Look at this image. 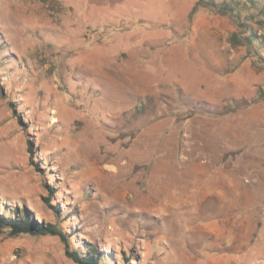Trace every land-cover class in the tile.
<instances>
[{
    "label": "rangeland",
    "instance_id": "rangeland-1",
    "mask_svg": "<svg viewBox=\"0 0 264 264\" xmlns=\"http://www.w3.org/2000/svg\"><path fill=\"white\" fill-rule=\"evenodd\" d=\"M195 2L0 0V213L100 264H260L264 66ZM0 264L77 263L1 231Z\"/></svg>",
    "mask_w": 264,
    "mask_h": 264
},
{
    "label": "trees",
    "instance_id": "trees-1",
    "mask_svg": "<svg viewBox=\"0 0 264 264\" xmlns=\"http://www.w3.org/2000/svg\"><path fill=\"white\" fill-rule=\"evenodd\" d=\"M197 6L208 7L217 14L229 15L233 18L239 29L229 34V46L232 48L239 45L245 46L248 49L247 55L251 56V64L256 69H260L264 66V30H247L248 20L254 21L255 16V14L249 10L255 9L263 13L264 0H196L193 9ZM263 95L264 90L260 89L258 95H256L251 102L260 100ZM27 151L30 156L33 154L30 140H28ZM51 197L52 195H48L47 197H43V200L51 204ZM1 231H6L9 235H19L22 233L30 235H56L63 242L66 255L75 263L100 264V252L97 248L90 247L84 254L78 253L77 250L71 248L69 233H66L58 222L44 220L37 222L25 209L22 215H19L18 212L15 216H5L0 213V232Z\"/></svg>",
    "mask_w": 264,
    "mask_h": 264
},
{
    "label": "crops",
    "instance_id": "crops-1",
    "mask_svg": "<svg viewBox=\"0 0 264 264\" xmlns=\"http://www.w3.org/2000/svg\"><path fill=\"white\" fill-rule=\"evenodd\" d=\"M190 3H191V0H190ZM200 51L202 54L213 55L215 53V51H217V49L215 47H213L212 45H205V46L201 47ZM209 58L212 60L213 57H211V56L206 57L207 60ZM208 64H209V66L212 67L211 63L208 62ZM233 71H235V70H233ZM252 73H253V71H252ZM262 99H264V98H261L260 100H262ZM259 263L264 264V258H259Z\"/></svg>",
    "mask_w": 264,
    "mask_h": 264
}]
</instances>
